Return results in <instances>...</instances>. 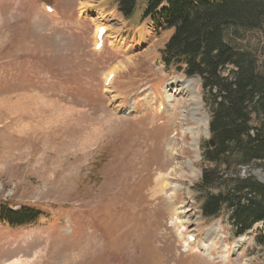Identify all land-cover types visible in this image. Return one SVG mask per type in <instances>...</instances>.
I'll list each match as a JSON object with an SVG mask.
<instances>
[{
    "label": "rangeland",
    "instance_id": "obj_1",
    "mask_svg": "<svg viewBox=\"0 0 264 264\" xmlns=\"http://www.w3.org/2000/svg\"><path fill=\"white\" fill-rule=\"evenodd\" d=\"M145 9L126 22L117 0H0V201L40 213L0 220V264H264V222L234 238L227 212L200 216L209 112L200 79L161 63L171 31ZM227 37L264 71L263 30ZM239 174L264 183V163Z\"/></svg>",
    "mask_w": 264,
    "mask_h": 264
},
{
    "label": "trees",
    "instance_id": "obj_2",
    "mask_svg": "<svg viewBox=\"0 0 264 264\" xmlns=\"http://www.w3.org/2000/svg\"><path fill=\"white\" fill-rule=\"evenodd\" d=\"M138 1L117 0L118 14L129 21ZM142 18L171 31L159 51L161 63L200 79L213 141L202 146L200 178L193 186L200 216L212 220L227 212L233 236H243L264 222V183L239 174L264 163V71L251 51L232 46L227 36L264 31V0H146ZM39 217L37 210L13 212L0 201V220L10 227ZM255 241L264 244V235Z\"/></svg>",
    "mask_w": 264,
    "mask_h": 264
},
{
    "label": "bare ground",
    "instance_id": "obj_3",
    "mask_svg": "<svg viewBox=\"0 0 264 264\" xmlns=\"http://www.w3.org/2000/svg\"><path fill=\"white\" fill-rule=\"evenodd\" d=\"M183 87L188 91L189 95L191 96V100L192 102H197V98H198V95L196 94V91L194 88L191 87L190 84L186 83V82H183L182 83ZM174 87H177L176 83L171 81L170 83H168L166 85V99L168 102H171L172 101V95H170L172 92H173V88ZM172 88V89H171ZM192 113L194 114V116L196 115L195 114V110L192 111ZM198 120V119H197ZM205 123V122H204ZM203 123V124H204ZM160 189H161V186H160ZM189 243V242H188ZM238 244V243H237ZM192 245V244H191ZM200 250H205L204 246H199Z\"/></svg>",
    "mask_w": 264,
    "mask_h": 264
},
{
    "label": "water",
    "instance_id": "obj_4",
    "mask_svg": "<svg viewBox=\"0 0 264 264\" xmlns=\"http://www.w3.org/2000/svg\"><path fill=\"white\" fill-rule=\"evenodd\" d=\"M209 144H210L211 146H213V141H209Z\"/></svg>",
    "mask_w": 264,
    "mask_h": 264
}]
</instances>
